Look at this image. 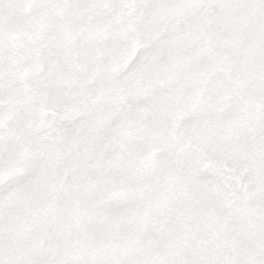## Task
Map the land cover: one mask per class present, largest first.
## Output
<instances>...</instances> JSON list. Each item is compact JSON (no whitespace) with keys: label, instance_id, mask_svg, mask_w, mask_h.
I'll return each instance as SVG.
<instances>
[{"label":"snow or ice","instance_id":"6c2138e0","mask_svg":"<svg viewBox=\"0 0 264 264\" xmlns=\"http://www.w3.org/2000/svg\"><path fill=\"white\" fill-rule=\"evenodd\" d=\"M0 264H264V0H0Z\"/></svg>","mask_w":264,"mask_h":264}]
</instances>
